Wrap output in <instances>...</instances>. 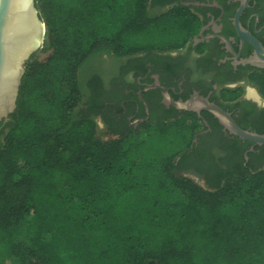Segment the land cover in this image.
<instances>
[{
	"label": "trees",
	"instance_id": "obj_1",
	"mask_svg": "<svg viewBox=\"0 0 264 264\" xmlns=\"http://www.w3.org/2000/svg\"><path fill=\"white\" fill-rule=\"evenodd\" d=\"M147 2L35 0L50 54L30 56L16 108L0 121V264H264V170L204 189L172 161L161 171L170 185L153 183L145 172L156 158L140 162L139 145L99 138L94 118L76 112L94 55L182 45L185 22L174 9L153 17ZM159 125L149 129L165 134ZM227 198L237 211H222ZM29 215L33 235L17 242L10 227Z\"/></svg>",
	"mask_w": 264,
	"mask_h": 264
},
{
	"label": "flooded vegetation",
	"instance_id": "obj_2",
	"mask_svg": "<svg viewBox=\"0 0 264 264\" xmlns=\"http://www.w3.org/2000/svg\"><path fill=\"white\" fill-rule=\"evenodd\" d=\"M147 10L153 17L173 10L185 22V38L172 41L182 45L94 55L80 70L83 97L76 112L99 119L108 139L159 124L185 128L190 141L174 159V171L204 189L264 170V144L230 133L206 109L177 110L150 87L157 80L174 101L201 96L242 129L264 133L257 82L264 83V0H148Z\"/></svg>",
	"mask_w": 264,
	"mask_h": 264
},
{
	"label": "water",
	"instance_id": "obj_3",
	"mask_svg": "<svg viewBox=\"0 0 264 264\" xmlns=\"http://www.w3.org/2000/svg\"><path fill=\"white\" fill-rule=\"evenodd\" d=\"M44 37L45 24L39 16L35 0H0V121L15 110L25 64L42 46ZM260 53L264 56L263 51ZM242 62L257 63L253 59ZM150 87H158L163 94V101L177 110L199 112L200 109H206L230 133L256 145L264 144V133L242 129L228 113L207 99L193 95L184 102L174 101L157 80Z\"/></svg>",
	"mask_w": 264,
	"mask_h": 264
},
{
	"label": "rangeland",
	"instance_id": "obj_4",
	"mask_svg": "<svg viewBox=\"0 0 264 264\" xmlns=\"http://www.w3.org/2000/svg\"><path fill=\"white\" fill-rule=\"evenodd\" d=\"M50 54L49 49H45L44 47H40L34 54L32 59L35 60H44L46 59ZM97 123V136L101 139H108V137L101 135L100 133V126L101 123L99 119L96 120ZM166 133L160 134L155 129H148V130H136L131 131L124 135V146L128 145H139L138 152H137V158L140 162L147 161L153 158H156L157 160L153 162V167L150 171L145 172V178L148 181H151L153 183H156L158 180H163L166 184L170 185V182L164 178L163 174L161 173L162 167L166 162H172L176 158L177 153L180 150H183L188 142L190 141V136L187 133H182L176 130L175 126L172 124H166ZM156 128L160 125H153ZM241 188V192L243 195H241V199L239 201H242L244 197V194H246V189L248 188L247 183L241 182L239 185ZM58 190L61 194L64 195L66 200L71 199V195L69 193V188L67 186H58ZM174 197L178 198L179 193L177 191H174ZM233 203L229 201V199H225V203L223 205L222 211L223 212H229L230 208L233 207ZM238 205V201H237ZM237 205H235V208L237 209ZM234 208V209H235ZM235 209V211H237ZM234 211V212H235ZM237 214V213H236ZM233 224L237 222L236 215H232L231 217ZM33 216L29 215L27 216L22 222L19 224L13 225L10 227V231L12 234V238L21 243H27L29 238L33 235ZM4 264H19L16 259L14 258H8L5 260Z\"/></svg>",
	"mask_w": 264,
	"mask_h": 264
}]
</instances>
